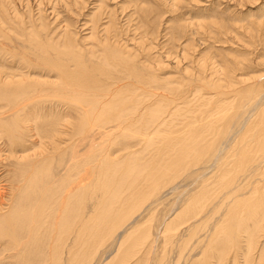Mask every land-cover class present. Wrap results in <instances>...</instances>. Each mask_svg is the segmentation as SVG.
I'll list each match as a JSON object with an SVG mask.
<instances>
[{
  "label": "bare ground",
  "instance_id": "obj_1",
  "mask_svg": "<svg viewBox=\"0 0 264 264\" xmlns=\"http://www.w3.org/2000/svg\"><path fill=\"white\" fill-rule=\"evenodd\" d=\"M231 2H235V0H231ZM243 4L240 6L243 7ZM100 6L97 9H100ZM261 9H263V13L260 15L262 19L258 20L252 13L250 15L245 14V17L240 19L241 21L244 18L246 20L241 24L242 26L240 25L245 32L247 29L248 32L249 30L260 32L261 27L264 29V6ZM12 11V16L7 15L8 23L18 22L23 26L22 16L18 15L14 9ZM0 12L4 13L1 9ZM100 13L102 14L101 19L109 18L111 23L114 17L116 20L115 13L113 18V15L110 16V13L107 14L106 11H100ZM0 15L2 16L1 13ZM1 16L0 32H3L4 23L1 22ZM212 21L215 23L218 36L227 33L223 25H219L213 19L209 23L212 24ZM185 23L187 24V22ZM30 24L33 27L32 31L25 30L24 25V29L20 31L23 37L19 35L21 38L18 40L28 38L36 47L35 62L32 63L24 55H20L18 59L25 64L27 70H32L33 74L36 72L39 76L31 77V71H26V74L22 73L23 71L17 74L12 73L9 72V69V71L5 70L6 72L0 71V115L4 111L11 114L8 118H0V142L2 141L1 145L8 146V154L5 153L4 156L0 154V168L4 170L9 165L11 170L7 169L6 172L12 171L15 174L10 179L0 177V182L5 181L3 185H0V240H2L0 243L5 244V249L10 247L14 254H24L23 258L26 256V260H29L25 264H94L95 257L93 254L96 252L97 246L102 245L104 236H110L111 240H115V249L105 255L98 264H147L149 261L147 254L151 250L150 242L147 239L149 228L147 225L146 228L145 226L141 227L145 222L134 223L137 217L135 211L142 208V202L146 201L141 196L140 188L142 185L136 186L137 178L145 181L144 183L148 180L158 183V180L163 178L165 179L163 185L164 183L168 185L167 183H172L178 177L185 176V178L183 177L184 183L185 180L195 181L200 178V182L205 185V181L210 178L211 174L218 173L217 183L225 192L220 193V197L221 195L222 197L216 202V205L206 210L205 215L208 222L214 220V222L225 223L223 229L227 231L228 242L231 243L234 240L233 254L234 252H241L243 264L253 262L252 260L255 258L253 253L256 252V261L254 262L257 263L258 261V264L264 262V244L261 247L257 246L260 236L255 239V234L263 226L262 221L264 220V74L258 78L254 77V74L250 77L251 74H249L250 81L252 79L253 81L248 82V77L237 76L233 73L236 66L242 68V64L238 60L235 61L236 66L231 68L229 72V65L224 64L225 67H216L214 66L215 61L214 64L213 62L210 63V59L208 65V57L203 58L202 56L205 54L202 51H200L202 56L195 60L193 59L195 56L187 58L188 55L184 50L181 57L189 59L192 65L196 61L194 66L197 69L195 70L201 74L195 73L193 70L196 75L192 73L193 77L195 75L192 80L200 92L192 94L191 100H188V103L190 101L195 103L193 107L198 108V112L193 115L195 113L193 109L192 121L191 118L189 121L187 120L190 117L188 113V116H184L187 118H182L184 120H181L180 126L177 127L179 130L176 128L175 131L174 129L178 136L174 132L172 133L173 130L171 132L167 130L170 133H162L161 135L158 133L165 125L162 119L161 121L158 119L160 118L159 115L165 113V116L169 113L172 115L176 110L180 111L178 105L180 102L175 103L177 100L175 101L173 98L175 102L172 103L171 99L161 96L157 99L162 101V107L168 106H165V109L156 107L159 105L158 103L154 105L155 109L149 108L152 103L142 104L145 100L140 98L143 96L140 95L138 89H142V87L145 89V85L148 83V79H144L140 71L145 66L140 65L141 62L138 63L135 60V55L127 54L130 52L127 46L122 49L118 39H112L116 33L114 35L109 33L111 26L103 25L98 29L103 36L98 37L95 41L97 49L90 51L88 50L89 47L84 49L72 44L67 26L63 29L62 37L54 41L51 37L47 38L49 30H45L43 35L40 33V28L34 19ZM184 26L186 27V25ZM203 28L204 24H199L197 27V29ZM45 29L47 28L45 27ZM179 29L184 31L183 26ZM15 35L18 36L17 33ZM3 36H7L5 32H3ZM184 49L186 48L184 47ZM189 55L192 56V53L190 52ZM99 58L103 60L101 61ZM250 58L252 57L250 56ZM175 60L177 59L175 58ZM178 60L175 63L177 68L182 61ZM203 60H206L204 62L207 65L204 64ZM160 65L158 66L159 70ZM186 67H181L183 73L188 72L191 66L187 67L188 69ZM241 68L239 69L241 70ZM52 69L56 70L57 73L55 79L49 77ZM203 72H207L206 74L210 75L208 76L210 78L202 77ZM188 75L185 79L189 77ZM102 77L106 78L103 79ZM148 77L153 79L152 81L157 79V76L152 73ZM191 83L193 84L192 81ZM187 84H189V88H192L190 82ZM146 94L148 95L149 92ZM31 96L36 97L30 101L31 110H27L26 106H18L21 101L28 100ZM55 103L56 107H64V110L54 111L52 104ZM46 105L48 129L41 130L40 127L35 126L30 129L29 133L25 134V140L29 141L28 144L19 140L24 136L20 124H18L19 121L24 117L23 122L26 120L30 122L31 119L42 114V111L45 112ZM19 116L23 117L19 118ZM170 125L166 126L165 129H168ZM22 127L23 130L28 128ZM174 127L176 126L174 125L172 128ZM168 133L170 135H167ZM88 135L91 139L86 143ZM121 135L124 136L120 138ZM36 138L38 147L33 151H28L29 146H35L32 142ZM156 139L161 144L158 142L159 145L156 146L154 143L157 142ZM174 139H178V141L175 142ZM91 141L93 142L91 143ZM84 143L91 148L90 151L94 149V156L96 155V158L90 156V152L86 155V159L91 164L90 170L96 171L95 176L103 173H107L111 177L115 176L109 177V182L102 181L96 187V185L94 186L96 180L93 182L88 178L82 179L79 176H73L71 171L79 173L81 170H86L82 167L86 160L81 157V154H78L80 149L77 148ZM153 143L158 149L165 150L163 155L167 159V168L152 169L154 173L151 169L143 171L142 167L137 165L138 160L136 161V158L131 156L135 152L133 147L152 145L154 149ZM174 143H179V145L174 146ZM118 145L119 147H117ZM112 148L126 150L124 151L126 154L121 155H126L123 159V170L117 174L113 172L115 170L114 160L117 158L116 156L111 157L114 152V149L110 152ZM91 157L95 158L96 164L91 163ZM131 158L133 161L130 160ZM52 159L58 160L60 169H56V171L59 172L50 175V181L46 182V185L38 186L35 193L32 190V194H22L16 202V211L9 209L22 186L19 179L23 175L21 170L26 167L29 168V166L34 167L43 161H52ZM135 168L137 169L133 174ZM243 173H246L243 176L247 177L235 182L234 178ZM256 175L257 178H255ZM81 182L85 183L80 184ZM125 183H128V192H126ZM259 184L262 185L259 186ZM111 186L117 188L114 190ZM242 187L249 188L256 194L244 197L242 190L245 188ZM202 189V194H205L204 199L206 200L211 195V190L204 187ZM199 194L200 190L196 196L192 193V195L184 197L181 206L177 207L173 216L163 225L161 238L165 242L170 240V247L177 256L176 262L185 259L195 245L204 247L205 241L211 240V233L217 232L218 222L212 224L208 229L209 232L207 231L206 235L200 237L198 233L202 230V228L199 230L201 223L193 221L194 223L191 222L190 224L188 221L196 218L203 209V203L197 201ZM200 196L203 197V195ZM138 198L141 201H137ZM32 200L38 204L31 213H28L22 205H28L27 203L32 202ZM149 204L151 201L146 202L144 207ZM219 210L221 211L219 212ZM184 224L186 227L188 224L190 226L184 228V232L181 233L179 226ZM262 233H264V226ZM243 240L245 244L239 245ZM203 241L204 243H202ZM236 241L238 245H236ZM64 247L67 250H64L65 258L63 255L61 256ZM29 249L35 252V256L31 259L28 258ZM162 259L163 255L157 259L155 264H162ZM185 260L186 264L189 260L188 258ZM197 261L198 259H194L190 263L195 264ZM222 262L221 259H217L214 264H222ZM234 262H236L235 257L233 264ZM10 264L19 263L10 261ZM197 264L212 263L208 262L204 256Z\"/></svg>",
  "mask_w": 264,
  "mask_h": 264
},
{
  "label": "rangeland",
  "instance_id": "obj_2",
  "mask_svg": "<svg viewBox=\"0 0 264 264\" xmlns=\"http://www.w3.org/2000/svg\"><path fill=\"white\" fill-rule=\"evenodd\" d=\"M254 2H256V3H254ZM0 3H2L0 9L4 12V13L0 12L2 14V16L0 15L1 16V22L4 23L2 31L5 32L7 35L5 37V36H3V32H0V71H3V72L9 71V70H10L9 72L16 73V74L18 72H22V71H23L22 73H24V74L27 73L26 71L32 72V70H27L28 68L25 66L24 63L20 62V60L18 58L20 55H24L26 58H29V60H31L32 63L35 62L34 61V59H35L34 52H35L36 47H34L32 45V42L29 41L28 38H23L21 40H18V39L23 37V35L20 33V31L22 29L25 28V30L32 31L33 27H31L30 22L33 19L37 22V24L40 28V33L43 35L45 33V30H47V31L49 30L47 38L51 37V39H53L54 41L57 40L58 38L60 39L62 37V35L64 34L63 29L65 28V26H67L66 28H67V30H69L68 31L69 36L72 40L71 42H73L72 44H75L76 47H78V46L80 48L83 47L84 49H88V47H89L88 50H90V51L93 49H97L96 45H95V41L98 39V37L103 36L101 34V31H99L98 29L100 27H102L103 25L104 26L105 25L111 26L109 28L110 29L109 33H111L113 35L116 33L114 36L115 38L113 37L112 39H118L119 43H121V45H119V46H121L122 49L125 46H127V48L130 51L127 54H130L131 56L135 55V60L138 63L141 62L140 65L142 64L145 66V68H143V70L141 69L140 71H141L142 76H144L143 78L148 79V83L145 85V89L143 87H142V89H138L141 93L140 95L143 96L140 98L145 100L142 104L146 105L148 103H152L150 105L151 107H149V106L148 107L155 109L154 105H156L158 103L159 105L156 107H161L162 109H165L166 108L165 106H167V105L163 104L165 106L162 107L161 106L162 101H158V99L161 96H165L168 99H171L170 101L172 103H174L176 100H177V102H175V103L180 102L178 104L180 111L176 110L175 113L172 114L173 116L170 115L171 113H169L166 116H165L166 113L159 115L160 118H158V119H160V121L162 119L164 121V125H165L162 127V129H160L161 132L158 133L161 135H162V133H167L169 131L171 132L172 130H173L172 131V133H173L174 129L176 131V128L178 126H180L181 120L184 116L189 115L190 117H188L187 120L189 121V118H191L190 120L192 121L193 116L191 117V115L193 113V109L195 111V113H193V115H195L198 112V108L195 109L193 107L195 104L194 102L190 101V103H188V100H191V98H192L191 97L192 94L194 95V94H198L200 92L199 88L195 87L196 83L192 80V78H195V75H196L195 73H198L195 70L197 68H195V66H194V65H196L195 64L196 61L192 65L189 59H186V58L183 59L181 57V53L184 52V50H186V51L188 50L187 52L190 51L192 53V56H190L189 55L190 52L187 54V52L185 51L186 55H188L187 58H189V57L192 58L193 56H195L196 58L193 57V59H195V60L197 59V57L199 58L200 56H202L201 52H200V51H202V53L205 54L202 57L203 58L206 56L208 57L207 58V60H208L207 64L209 63V59H210V63L213 62V64H214V61H215L214 66H216V67H219V66L225 67L224 64H226L227 66L229 65L228 66L229 72H230L231 68H234L236 66L235 61L237 62V60H238V62L240 64H242V68H241V66L240 67L238 66L239 68H241V70H240L236 66V68H234L235 70L233 69L234 70L233 73L236 74L237 76L241 75L242 77H244V76H246V78L248 77L247 78L248 82L251 80V78L249 79V74H251L250 77H252V74H254L253 76L256 78L260 77L261 74L262 75L264 74V29H263V27H261L260 32L257 30H255V31L249 30V32H248V29L245 32L244 29H242L240 27V25L246 21L245 18L243 19V21L240 20L241 18L245 17L244 16L245 14L250 15L252 13L254 17L258 18V20L262 19L260 17V15L263 13L262 12L263 9L260 10V8H263L264 0H242V1L241 0L240 1L235 0V2H231V0H191V1L190 0H185V1L184 0H170V1L169 0H84V1L83 0H64V1H62V0H0ZM243 3H245V4H243ZM241 4H243V7L240 6ZM99 5H101L100 6L101 8L97 9V7ZM13 9L15 11H17L18 15L22 16L21 22L25 25V27H24V25L21 26V24L18 22L8 23L7 15L12 16V12H13L12 10ZM100 11H103V12L106 11L107 14L110 13V16L113 15L112 18L114 17V13H115L116 20L114 17L113 21L111 23L110 22L111 19H109V18L101 19L102 14L100 13ZM212 19L217 21L219 25H223L225 27L226 32H227V33H225L226 36H225V34L222 36H220L221 35L220 34L218 36V33L216 32L217 28L215 26V23L213 21H212L213 25L209 23ZM185 22H187V24ZM179 24H180V26H179ZM183 24L186 25V27ZM199 24H204V28L203 29H197ZM237 24H238V26H236ZM48 26H49V28H48ZM182 26L184 28V31H182L183 29L182 30L179 29ZM45 27L47 29H45ZM15 28H16V30H15ZM116 30H117V32H116ZM238 30H240V32H238ZM16 33L18 36L15 35ZM91 33H92V35H91ZM248 33H250L251 35ZM215 34H217V35H215ZM259 34H260V37H259ZM42 35H41V37L44 38V36H42ZM193 35H195V36H193ZM216 36L218 38H215ZM234 36H235V38H234ZM238 36H239V38H237ZM116 37H118V38H116ZM240 37H241V39H240ZM233 39H234V41H233ZM236 39H239V40L236 41ZM258 39H260L263 43L262 42L260 43V40H258ZM254 40H255V43H254ZM239 41L240 42L242 41L241 44ZM256 41H257V43H256ZM194 42L196 43V45ZM191 45H192V47H190ZM249 46H251V47H249ZM184 47L186 49H184ZM195 48H198L197 49L198 51ZM250 49L251 50L253 49V50L251 51ZM195 50H196V53L194 54ZM136 51L139 53H137ZM206 52L209 56L206 54ZM13 54H15V55H13ZM250 56L252 58H250ZM175 58L177 60L178 59L182 60V61H180L178 68L176 67V64H175L177 61V60H175ZM203 58H201V59H203ZM100 60L102 61L103 59L101 58ZM204 61L206 62V60H203V62ZM205 62H204V64H205ZM160 63H161V65H160ZM207 64H205V65H207ZM159 65L161 66L160 70L158 67ZM163 65H165V66H163ZM183 66H185V67L191 66V67H189V69L186 67L188 69V72H186L187 74L183 73V70H181V67H183ZM209 68H210V66H209ZM209 68H208V70H209ZM193 70L195 73L193 72ZM207 72H203L202 77L206 76L207 78H210V77H208L210 75L206 74ZM34 73L35 74H33V72L31 73V77H33L34 75L39 76L38 73H36V72H34ZM151 73L154 76H157V79L155 81H152L153 79L148 77L149 75L151 76ZM188 73H189V75H188ZM192 73L195 74L194 77H193ZM115 74H116V72H115ZM147 74H148V76H147ZM198 74H200V73H198ZM187 75L189 77H190V75H192V77L190 78L189 81H187V79H189V77L185 79V77H187ZM49 77L54 78V79L57 78L56 70L52 69L50 71ZM222 77H223V75H222ZM102 78L104 79L106 77H102ZM105 81H107V80H105ZM191 81L193 82L194 85L191 83ZM252 81H253V79H252ZM252 81H250V82H252ZM189 82H190V85L192 88H189L190 86H189V84H187ZM245 82H247V81H245ZM180 83H181V86H180ZM179 86L181 87L180 88L181 91L179 90ZM143 89L146 92H149V94L147 95L146 92H143L144 91ZM152 92H153V94H152ZM180 92H181V94H180ZM173 93H177V94L174 95ZM34 98H36V97L31 96V98L28 100L24 99L23 101H21V103L18 106H26L27 110H31L32 107L30 105V101L34 100ZM173 98H175V101L173 100ZM183 100L186 102L184 103ZM52 105H54V111L64 110V107H60V106L56 107V103L52 104ZM46 108H47V105L45 106V112L42 111L43 113L40 114L41 116L38 115L37 117L31 119L30 122H27V120H26V122H23V120L25 118L23 116H19V118L23 117L22 120L19 121L18 124H20V128L24 134L23 138H19V140L28 144L29 141L25 140L26 139L25 134L29 133L30 129H33L35 126L40 127L41 130L44 128L48 129V125L46 124L47 123L46 119L48 118L46 115H47L48 111H46ZM188 110H190L191 112L190 111L188 112ZM5 112L6 111H4L2 113V115H0V118H2V117L8 118V116L11 115L8 112H6L7 113L6 114ZM185 113H186V115H184ZM187 113H188V115H187ZM161 117H164V118H161ZM185 118H187V117H184V119ZM165 120H166V123H165ZM170 124H174L176 127L172 128L174 125H170ZM168 125H170L168 127V129L167 128L165 129V127ZM22 126H25L26 128L27 127L28 128L26 130H23L24 128ZM27 130H28V132H27ZM167 130H169V131H167ZM177 130H179V128H177ZM24 131H26V132H24ZM164 131H166V132H164ZM169 133L167 135H170ZM174 134L176 136H178V134L176 132H174ZM123 136L124 135H121L119 137L122 138ZM90 139H91V137H90V135H88L86 138V143ZM93 141H91V143ZM156 141H157V139H156ZM174 141L176 142V141H178V139H174ZM1 142H0V150H1L0 154H1V156L2 155L4 156L5 153L8 154V146L1 145ZM158 142L159 141L154 142V143H156V146L161 144L160 142H159V144H157ZM4 143H5V141H4ZM32 143L35 144V146H33V145H31L32 147L29 146L28 151H33V149H36L39 145L37 142V138L34 139ZM154 143H153L154 149L152 148V145H149V147H142V146L140 147L139 145H138V148H136V146H135V148L133 147V149H135V152L131 156H132V158L133 157L136 158V161L138 160L137 165H140V167H142L143 171H145L147 169L148 170L151 169V171L153 172V170H155L156 168L159 170L167 168V159L163 155L165 150L158 149L156 146H154ZM175 145L178 146L179 143H174V146ZM117 147H119V145ZM77 148L80 149L78 154L79 155L81 154V157H84V159L86 160L85 164L82 165V167L86 170H81L79 173H75V171H71V172H73V176H75V177L79 176L82 179L88 178L89 180H92L93 182L96 180L94 183V186L96 185V187L102 181H104L105 183L109 182V179H108L109 177L110 178L115 177V176L111 177L107 173H103L102 175L95 176L96 171L94 172L93 169L90 170L91 164H89L90 162H88V160L86 159V155L89 152L91 154L90 156H94V154H95L94 149L92 151H90L91 148L88 147L87 144L85 145V143L83 145H81L80 147H77ZM112 150L114 152H113L111 157L116 156V158H117L116 160H114V162H115L114 169L115 170L113 172H114V174H117V173H119V171L123 170V167H124L123 159L126 155H123V156H121V155L126 154V152H124L126 150L125 149L117 150L115 148H112L110 150V152ZM157 151H159V152H157ZM94 157L90 158V161L93 165L96 164V161H95L96 157L95 158ZM1 158H3V157H1ZM132 158L130 159L131 161H133ZM24 163H26V162H24ZM53 164H56V165H53ZM52 165H53V167H52ZM151 165H152V168H151ZM5 168L6 169H4V170L0 168L1 169L0 170V177H2V178L5 177L7 179H10L11 177H13L15 175L12 173V171H8L9 173L6 172L7 169L11 170V167L9 165H7ZM56 169H58V170L60 169L58 167V160L52 159V161H49V162L43 161V163H39L34 167L29 166V168L26 167L23 170H21L23 175H21L19 177V179H20V183L22 184V186H21L20 191L15 196V198H14L9 209H12L14 211L17 208L16 202L18 201L19 197L22 194H32L31 193L32 190H34V193H35L38 186L46 185L47 184L46 182L50 181V175H53V173L56 174L59 172L58 170L56 171ZM136 169L137 168L134 169L133 174H134ZM104 172H106V171H104ZM217 174L218 173H216L215 175L211 174L210 178L205 181L206 182L205 185H203V182H200V178L195 180V181L194 180L193 181H190V180L186 181L185 180V183H184L183 180H184L185 176H183L184 178L178 177L177 179H175V181L173 180L174 182L172 181V183H167L168 185H165V183L163 185V181H165V179H163V178L158 180L159 184L157 183V181L155 182L153 180H148V181H146V183H144L145 181L137 178V180L135 182L136 186L142 185L140 188V190L142 191L141 196L144 197L142 199L146 200V201L142 202V204H141L142 208H139L135 211V214H137L136 215L137 217H136L134 223L138 224L141 222H145L141 227L145 226V228H146V225H147V228H149L148 232H147V234H148L147 239L150 242L149 244H150L151 250L147 254L148 255L147 257L149 258V261L147 262V264H155L157 259H159L162 255H163L162 264H185V261H186L185 259H187V258L189 261L186 262V264H191L190 261L192 262V261H194V259H198V261H200L204 256L207 258V261L211 262L212 264H214L215 260H217V259H221L223 261L222 264L223 263L224 264H233L234 257H235V261H236V262H234V264H236V263L243 264V258H242L243 255L240 254L241 252H234V254H233L234 240L231 242L232 244L228 242L229 238L227 236V231H224L225 229H223L225 227L224 222H222V223H224V224H222L221 222L217 221L218 222L217 225H219V226L217 228V232H215L213 234L211 233V237H212L211 240L209 242L205 241L204 247H202V246L200 247L198 245H195V247L196 246L197 247L196 248L194 247L193 250L186 255L185 259L178 260L179 263L176 262L177 256L173 252L172 248L170 247V240L165 242L163 240V238H161L164 223L166 221H168V219L170 217L173 216V214H174L173 212L175 210H177L178 206L179 207L181 206L180 204L183 202V200L186 197H188L190 194L192 195V193L195 194L194 196H196L197 193L199 192V190H200V194H199V198L197 201L200 203L201 202L203 203V209H202L201 213H199L196 216V218L194 217L188 221L190 222V224H191V222L194 223L195 221L197 223H201L199 230L201 228H202V230H201V232L198 233V235L200 237L203 235H206L209 232L208 229H210L212 224L217 223V222H214V220L208 222L207 217L205 215L206 210L210 209L213 205H216V202L221 199L222 195L220 197V193L223 194L225 192V190H223L221 187H219V184L217 183V181H218ZM244 174H246V173L239 174L240 176L239 175L236 176L234 178L235 182H238L239 180H243L245 177H247V176H243ZM257 177L258 176L256 175L255 178H257ZM129 179H130V177H129ZM4 182H0V185H3ZM83 183H85V182H81L80 184H83ZM180 183H182L181 184L182 186L180 185ZM215 185H216V187H215ZM261 185L262 184H259V186H261ZM174 187H176V188H174ZM203 187L205 189L211 190L210 191L211 195L208 196V198H207L208 200L207 199L205 200L204 199L205 194H202L203 193V189H202ZM111 188L115 190L117 187L111 186ZM242 188L244 189L245 187H242ZM125 189H126V192L129 191L128 183H125ZM205 189H204V191H205ZM252 191L253 190H250L249 188H245L244 190H242L243 196L248 197L249 195L252 196V194L255 195L256 193H254V191L253 192ZM137 194H139V193H137ZM216 194H218V195H216ZM161 195H162V198H161ZM200 195H203V197ZM155 196H156V198H155ZM211 197H213V198H211ZM137 201H141V200L139 199ZM149 201H151V204L144 207L146 202H149ZM212 201H213V203H212ZM27 204L28 205H22V207L24 210H26V212L31 213L34 210V207L38 203L36 204L35 201L32 200V202H29ZM220 211L221 210H219V212ZM135 214H133V215H135ZM180 218H181V220L183 219L182 216ZM262 223L264 226V220L262 221ZM0 224H1V221H0ZM185 225L186 224L183 225L184 227L179 226V230L181 231V233L184 232V228L186 229V228H188V226H190L189 224L187 227ZM262 227H260L258 229L257 233L255 234L256 235L255 239H257L260 236L259 242H257V246L259 245V247H261L264 244V233L261 234ZM180 231H179V233H180ZM219 232H221V233H219ZM242 234H243V232H242ZM240 235H241V233H240ZM181 236H184V235L181 234ZM223 237H224V239H223ZM103 240L104 241H103L102 245L97 246V250L93 254V256L95 257L94 264L100 263L101 259H103V257L105 255H108L113 249H115V245H116L115 240H111L110 236L109 237L104 236ZM0 242H2V240H0ZM202 243H204V241ZM243 243L245 244L244 240H243V242H240L239 245H244ZM0 244H1L0 245V264H10V261H12V262L16 261L19 264H25L27 261H29V260H26L27 259L26 256L23 258L24 254L23 255H17L16 253L14 254L13 249H10V247L5 249V244H3V243H0ZM236 245H238L237 241H236ZM29 250H30V254H28V258L31 259V257L35 256V254H34L35 252L32 249H29ZM64 250L67 251L66 248L64 247V249L62 250L61 256L63 255V257L65 258L66 255L64 254L65 253ZM107 250H108V252H107ZM255 250H256V248L254 249V251ZM105 252H107V253H105ZM235 253H237L236 256H235ZM256 253L255 254L253 253V255H255V258H256ZM10 255H12V256L10 257ZM226 255H227V258L229 257L228 260L226 258ZM4 256L6 258H3ZM253 258H254V256H253ZM255 258L252 260L253 262H251L250 264L255 263L254 262V261H256ZM211 260L214 262H212ZM198 261L195 262V264H197ZM255 264H258V261ZM260 264H264V262H262Z\"/></svg>",
  "mask_w": 264,
  "mask_h": 264
}]
</instances>
